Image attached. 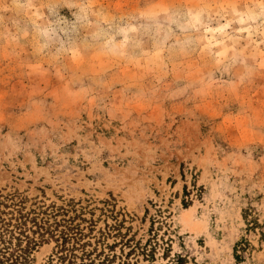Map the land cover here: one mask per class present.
Here are the masks:
<instances>
[{"label": "rangeland", "instance_id": "rangeland-1", "mask_svg": "<svg viewBox=\"0 0 264 264\" xmlns=\"http://www.w3.org/2000/svg\"><path fill=\"white\" fill-rule=\"evenodd\" d=\"M0 264H264V0H0Z\"/></svg>", "mask_w": 264, "mask_h": 264}]
</instances>
